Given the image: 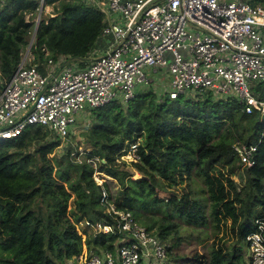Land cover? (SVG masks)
Instances as JSON below:
<instances>
[{"label": "trees", "instance_id": "obj_1", "mask_svg": "<svg viewBox=\"0 0 264 264\" xmlns=\"http://www.w3.org/2000/svg\"><path fill=\"white\" fill-rule=\"evenodd\" d=\"M56 1L54 16L38 22L25 61L43 74L48 59L90 58L102 40V11L79 0H47L46 5ZM250 2L264 7V0ZM37 8L33 0L0 5V93L29 46ZM166 81L157 75L128 103L86 110L77 118L86 119L79 141L73 145L71 132L59 153L60 138L41 127L0 139V264H77L83 240L76 224L116 226L100 201L103 191L136 223L148 231L156 227L170 264H249L245 239L264 215V138L252 167L238 163L232 146L253 143L262 132L261 117L211 92L170 99ZM126 142L137 144V162L120 160ZM238 170L245 175L242 188L232 178ZM95 172L105 177L101 185ZM194 176L203 184L197 190L191 187ZM197 191L205 194L202 201L193 198ZM221 218L231 221V242L212 243L207 251L204 244V254L197 244L178 253L180 223L187 238L194 233L205 243L201 229L210 224L216 229ZM83 234L88 252L114 253L122 239L91 228H83Z\"/></svg>", "mask_w": 264, "mask_h": 264}, {"label": "built area", "instance_id": "obj_2", "mask_svg": "<svg viewBox=\"0 0 264 264\" xmlns=\"http://www.w3.org/2000/svg\"><path fill=\"white\" fill-rule=\"evenodd\" d=\"M33 1L38 23L47 0ZM79 1L105 14L101 37L107 46L86 59H48L45 74L26 66L22 58L0 93V139L36 126L64 142L86 110L112 101L128 103L137 90L165 75L170 99L211 92L235 99L246 114L257 113L262 122L259 137L232 146L239 164H255L264 138V95L255 91L264 85V7L253 6L251 0ZM5 2L0 0V5ZM126 145L123 156H133L131 161L137 162V144ZM100 201L116 226L88 221L79 225L122 239L114 253L86 250L81 264L166 260L167 246L155 233L136 223L129 212L117 210L104 191ZM254 224L255 230L245 239L247 256L249 264H264V215Z\"/></svg>", "mask_w": 264, "mask_h": 264}, {"label": "rangeland", "instance_id": "obj_3", "mask_svg": "<svg viewBox=\"0 0 264 264\" xmlns=\"http://www.w3.org/2000/svg\"><path fill=\"white\" fill-rule=\"evenodd\" d=\"M57 4L58 2H54L52 3L51 5L47 6L44 8L43 10V13L41 14V18H46L48 16H54V10H55V7H57ZM37 18V16H36ZM35 18V20H36ZM105 45V39H100L98 42H97V45L93 48V51H92V54L91 56H97L101 53V47ZM90 56V57H91ZM22 58H26L25 61L26 63L29 61V57H28V53H27V49L26 51H24L23 55H22ZM165 78V75H162L161 79H164ZM155 82V81H154ZM153 82V83H154ZM167 82V81H166ZM262 86V85H261ZM264 86V85H263ZM263 90V88H260V86H257L255 91L257 92H261ZM254 94V93H253ZM85 123H86V119L84 120L83 117L81 119L78 120L77 123H75V125L71 128V132H73L72 134L74 135L75 139H73V145L76 144V142L79 141V138L77 137V133H78V130H82L83 127L85 126ZM70 132V133H71ZM67 141H70V138L67 140ZM66 143V141L64 142H61L59 148L56 150V153H59L60 150L62 148H64V144ZM79 151L80 152H83V147L82 145L79 147ZM52 155H50L49 157H51ZM81 156V154H80ZM133 156H130L127 157V156H123L122 155V158L120 157V160L122 161H125V162H130L131 160H133ZM135 159V158H134ZM129 169V171H132V168L129 166L127 167ZM94 178L95 180H99L100 182H104V178L100 173L98 172H95L94 173ZM134 179H138V174L137 173H134V176H133ZM233 180L238 184V187L239 188H242L241 186L244 185L243 182L245 181V175L243 173L242 170H238L236 172V174L234 176H232ZM182 186H186V182H184L182 184ZM203 184H202V181L198 178V177H193L192 178V182H191V187L193 189H199V187H202ZM204 196L205 194H203L202 192H193V198H199L201 201L204 199ZM105 210V209H104ZM80 223L76 224V230L77 232L81 235L82 237V240H84L85 238V235L83 234V227L81 225H79ZM98 224H103V223H98ZM140 224V223H138ZM179 227V230H180V236H181V240H180V243H179V246H178V253L182 254V253H186L187 251H189V249L192 247V246H195L196 244V248L198 250V252H200L201 254H204V244L207 246L206 248V251L209 250V245H211L212 243H216L217 245L220 244L221 242L224 243V242H231L234 238H235V235L231 229V221L229 219L227 220H224L223 218H221V221L217 224V228H213V226L210 224L206 229L205 228H202V232L206 234V240H205V243H199L198 240L196 239L197 236L192 233L191 236L189 238H187V234L184 233V229H187L186 228V225H184L183 223H180V225H178ZM156 228V227H155ZM155 228L154 230H151V233H156L155 231ZM189 229V228H188ZM189 232V231H187ZM191 233V232H190ZM165 243V241H163ZM166 246H167V243H165ZM246 244V241L244 243V245ZM86 246H85V243L83 241L82 243V252L80 253L79 257H78V263L77 264H81L83 258H84V255L86 253ZM247 255H248V251H247ZM158 264V263H156ZM163 264V262L161 263ZM164 264H170V262L168 261V258H166Z\"/></svg>", "mask_w": 264, "mask_h": 264}, {"label": "water", "instance_id": "obj_4", "mask_svg": "<svg viewBox=\"0 0 264 264\" xmlns=\"http://www.w3.org/2000/svg\"><path fill=\"white\" fill-rule=\"evenodd\" d=\"M37 25H38V23H35L34 32H33V34H32L31 41H30L29 46H28V48H27V53L29 52V48H30L31 42H32V40H33V38H34V35H35V32H36ZM79 59H80V58H70V59H68V61L79 60Z\"/></svg>", "mask_w": 264, "mask_h": 264}, {"label": "crops", "instance_id": "obj_5", "mask_svg": "<svg viewBox=\"0 0 264 264\" xmlns=\"http://www.w3.org/2000/svg\"><path fill=\"white\" fill-rule=\"evenodd\" d=\"M105 47H106V46H105ZM105 47H103L102 50H103ZM102 50H101V51H102Z\"/></svg>", "mask_w": 264, "mask_h": 264}]
</instances>
